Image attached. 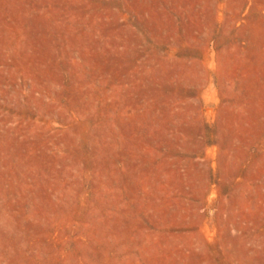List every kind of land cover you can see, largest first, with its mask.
Segmentation results:
<instances>
[{
    "label": "rangeland",
    "instance_id": "obj_1",
    "mask_svg": "<svg viewBox=\"0 0 264 264\" xmlns=\"http://www.w3.org/2000/svg\"><path fill=\"white\" fill-rule=\"evenodd\" d=\"M0 264H264V0H0Z\"/></svg>",
    "mask_w": 264,
    "mask_h": 264
}]
</instances>
